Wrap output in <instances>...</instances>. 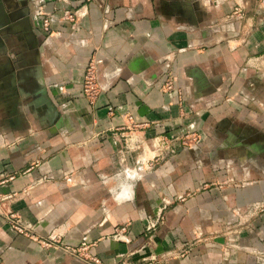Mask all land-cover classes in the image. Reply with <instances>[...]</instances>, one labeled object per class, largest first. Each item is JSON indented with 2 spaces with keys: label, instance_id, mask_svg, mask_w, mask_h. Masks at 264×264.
Wrapping results in <instances>:
<instances>
[{
  "label": "crops",
  "instance_id": "0c3cea01",
  "mask_svg": "<svg viewBox=\"0 0 264 264\" xmlns=\"http://www.w3.org/2000/svg\"><path fill=\"white\" fill-rule=\"evenodd\" d=\"M0 264H264V3L0 0Z\"/></svg>",
  "mask_w": 264,
  "mask_h": 264
},
{
  "label": "built area",
  "instance_id": "2783aa9c",
  "mask_svg": "<svg viewBox=\"0 0 264 264\" xmlns=\"http://www.w3.org/2000/svg\"><path fill=\"white\" fill-rule=\"evenodd\" d=\"M259 1L264 3V0H259ZM38 13L42 21L43 27L45 29H48L49 18L47 16V13L44 12L42 9H39ZM68 16H71V14H69ZM101 62H102L101 57H98L95 59H89L85 67L84 80H83V92L88 97V99L91 101L95 99L97 92H98V85H97L96 77L98 73V66ZM168 86H170V82H168ZM81 244H82V247L85 246L84 241Z\"/></svg>",
  "mask_w": 264,
  "mask_h": 264
},
{
  "label": "clouds",
  "instance_id": "9594fccd",
  "mask_svg": "<svg viewBox=\"0 0 264 264\" xmlns=\"http://www.w3.org/2000/svg\"><path fill=\"white\" fill-rule=\"evenodd\" d=\"M129 174H130V175H135V173H134V172H130Z\"/></svg>",
  "mask_w": 264,
  "mask_h": 264
}]
</instances>
